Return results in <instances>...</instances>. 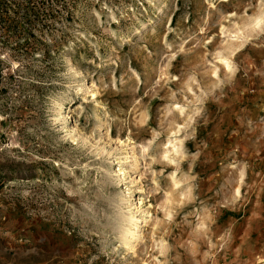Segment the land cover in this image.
Segmentation results:
<instances>
[{"label": "rangeland", "instance_id": "374dc122", "mask_svg": "<svg viewBox=\"0 0 264 264\" xmlns=\"http://www.w3.org/2000/svg\"><path fill=\"white\" fill-rule=\"evenodd\" d=\"M63 1L0 47V264H264V0Z\"/></svg>", "mask_w": 264, "mask_h": 264}, {"label": "trees", "instance_id": "16d2710c", "mask_svg": "<svg viewBox=\"0 0 264 264\" xmlns=\"http://www.w3.org/2000/svg\"><path fill=\"white\" fill-rule=\"evenodd\" d=\"M59 3L60 8L55 10V4ZM56 14H62L66 21L71 20V11L63 0H0V47L30 48L44 59L51 58L49 48L57 42L46 43L41 37L52 36ZM40 17L44 20L38 28L35 20Z\"/></svg>", "mask_w": 264, "mask_h": 264}, {"label": "bare ground", "instance_id": "6f19581e", "mask_svg": "<svg viewBox=\"0 0 264 264\" xmlns=\"http://www.w3.org/2000/svg\"><path fill=\"white\" fill-rule=\"evenodd\" d=\"M137 222L138 220L131 216L128 220V225L122 231V244L128 250H132V244L141 239V234L139 233Z\"/></svg>", "mask_w": 264, "mask_h": 264}]
</instances>
